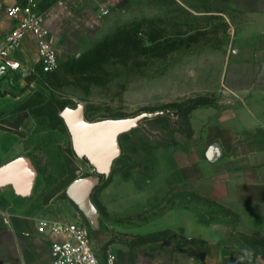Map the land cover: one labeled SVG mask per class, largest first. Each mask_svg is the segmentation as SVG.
<instances>
[{
  "label": "rangeland",
  "instance_id": "obj_1",
  "mask_svg": "<svg viewBox=\"0 0 264 264\" xmlns=\"http://www.w3.org/2000/svg\"><path fill=\"white\" fill-rule=\"evenodd\" d=\"M35 1L48 13L59 66L22 87L17 73L14 81L10 75L0 77L1 87L3 79L9 80L22 94L0 114V127L19 133L35 159L36 204L45 218L86 225L94 243L126 248L148 242L151 252L157 243L142 241L149 233L163 232L170 246L166 264L178 249L183 257L195 256L194 264H206L207 242L171 228L176 222L171 209L192 203L201 220L227 226V256L216 264H264V237L237 231L238 218L230 209L167 180L180 153L189 152L192 110L185 102L213 98L224 88L217 80L228 35L221 14L228 11L227 0ZM211 7L213 15L196 12ZM230 14L236 18L234 11ZM0 93L5 91L0 88ZM80 103L91 121L148 113L120 135L121 153L107 172L98 173L73 148L60 113ZM90 177L98 181L89 195L91 208L84 210L69 188ZM148 254L141 252L136 260L156 264L143 258ZM123 256L122 264H128L130 254Z\"/></svg>",
  "mask_w": 264,
  "mask_h": 264
},
{
  "label": "crops",
  "instance_id": "obj_2",
  "mask_svg": "<svg viewBox=\"0 0 264 264\" xmlns=\"http://www.w3.org/2000/svg\"><path fill=\"white\" fill-rule=\"evenodd\" d=\"M227 9L221 12L229 26L217 80L224 88L213 97L214 103L192 109L193 133L186 143L189 152L180 153V161L176 159L167 180L230 209L238 218L237 231L264 237V0H227ZM196 12L213 15L214 9ZM14 23V18L0 9V37ZM18 55L29 63L37 61L33 34L24 38ZM15 73L8 71L0 77L10 75L14 81ZM12 85L3 79L0 114L22 97L16 94V84ZM37 180V165L25 139L0 127V264H52V244L59 237L38 230V222L45 216L36 204ZM172 212L176 222L171 228L175 232L207 242L206 264H216L227 256V226L216 220H201L192 203ZM106 243L99 241L94 247L102 257L107 249L114 251L117 264L124 262V253L130 254L128 264H141L136 260L138 254L151 252L148 242L126 248ZM155 243L156 254L151 252L143 258L166 264L163 258L170 246L163 240ZM171 255L169 264H194L195 256L183 257L180 249Z\"/></svg>",
  "mask_w": 264,
  "mask_h": 264
},
{
  "label": "built area",
  "instance_id": "obj_3",
  "mask_svg": "<svg viewBox=\"0 0 264 264\" xmlns=\"http://www.w3.org/2000/svg\"><path fill=\"white\" fill-rule=\"evenodd\" d=\"M0 9L14 18V26L0 37V68L19 75L25 85L30 78L38 79L40 73H51L59 66L58 50L47 24L48 13L40 10L35 0L7 4L0 0ZM103 12L107 10L103 9ZM33 34L37 44V61L29 63L18 52L24 38ZM38 230L58 236L52 244V264H117V254L107 250L100 256L93 242L91 230L84 224L51 218H41Z\"/></svg>",
  "mask_w": 264,
  "mask_h": 264
},
{
  "label": "water",
  "instance_id": "obj_4",
  "mask_svg": "<svg viewBox=\"0 0 264 264\" xmlns=\"http://www.w3.org/2000/svg\"><path fill=\"white\" fill-rule=\"evenodd\" d=\"M5 73V67L0 68V75ZM68 130L72 138L75 152L96 166L98 173L110 170L114 160L121 153L119 137L122 133L136 126L148 113H140L135 116L106 118L96 121L88 120L85 116L83 104L76 107L65 106L61 110ZM96 178H81L74 181L69 194L83 208H91L89 195Z\"/></svg>",
  "mask_w": 264,
  "mask_h": 264
},
{
  "label": "trees",
  "instance_id": "obj_5",
  "mask_svg": "<svg viewBox=\"0 0 264 264\" xmlns=\"http://www.w3.org/2000/svg\"><path fill=\"white\" fill-rule=\"evenodd\" d=\"M214 102L215 100L213 98H209L206 96H198V97L188 100L187 102H185V104L187 106L188 112H190L192 109L196 108L197 106L205 105V104H212ZM162 239H166L163 236V232L149 233L142 242L157 241V240H162ZM192 239L194 240V238ZM203 242L206 243L205 241Z\"/></svg>",
  "mask_w": 264,
  "mask_h": 264
}]
</instances>
